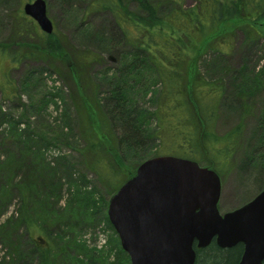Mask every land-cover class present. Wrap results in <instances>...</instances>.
Segmentation results:
<instances>
[{"label":"rangeland","instance_id":"1","mask_svg":"<svg viewBox=\"0 0 264 264\" xmlns=\"http://www.w3.org/2000/svg\"><path fill=\"white\" fill-rule=\"evenodd\" d=\"M22 1L0 0V49L7 52L4 55L0 50V77L7 74L16 87L14 99L5 100L0 92V264H39L38 258L32 254L33 245L41 250L50 248V254L54 255L52 264H88L75 260L83 254L82 243L94 252L89 256L91 263L123 264L121 259L128 255L118 250L121 249L120 242L106 215L115 188L86 165L82 150L86 141L73 106L72 85L61 69L66 66L60 59L49 57L39 49L44 34L32 19L22 13L25 3L32 0ZM44 1L56 37L73 58L78 60L82 57L83 66L91 65L90 76L100 78L92 92L103 96L106 92L102 79L107 74L117 73L115 63L130 61L133 47L124 41L112 14L96 7V2L102 0ZM92 2L93 7L90 6ZM193 6V0L183 1V8ZM129 8L132 10L134 5L129 4ZM263 13L252 22L248 21L259 35L253 43L244 39L237 26L224 32H234V35L230 41L231 48L226 51L231 53L226 59L230 73L222 78L227 85H224L225 94L214 118V132L221 137L242 121V134L233 156L226 162L222 163L218 157L212 161L209 155L198 158L202 161L198 162L201 167L212 168L221 178L218 204L221 214L250 202L264 187V170L256 162H247L252 158L260 161L259 152L263 147L260 148L258 142L260 134L264 135V129L259 128L264 116ZM211 54L215 53L206 52L207 58H203L199 65L203 69L210 65V75L218 79L223 61L209 56ZM242 62L247 63V68L240 82L252 87L251 92H256L252 102L247 100L245 103L246 109L235 99L234 86H229L233 85L232 80L236 76L233 77L232 73L242 66ZM27 77L32 78L30 84H24ZM141 87L147 91L146 94L142 93ZM158 88L154 74L143 70L138 83L133 84L130 98L137 106L153 113ZM56 93L60 98H49ZM8 117L18 124V130L27 131V145L35 154L24 157L22 163L36 171L34 176L31 171L17 172L11 185H6L5 180L18 150L12 139L6 136ZM147 144L152 156L149 158L175 155L167 154L165 143L159 140L148 141ZM145 153L141 152V156ZM129 154L125 163L131 170L125 169L124 174L118 175L121 179L132 178L139 166L134 168L137 155ZM34 181L38 186L40 206L39 212L31 207L32 213L21 204L16 186ZM57 183L58 194L50 196L51 187ZM23 221H28L27 226L22 224ZM127 260L129 262V258Z\"/></svg>","mask_w":264,"mask_h":264},{"label":"trees","instance_id":"2","mask_svg":"<svg viewBox=\"0 0 264 264\" xmlns=\"http://www.w3.org/2000/svg\"><path fill=\"white\" fill-rule=\"evenodd\" d=\"M24 1L30 0L22 2ZM183 1L96 2V7L112 14L124 41L133 47L130 61L115 63L118 66L117 73L107 74L102 79L106 93L101 97L92 92L95 82L98 83L100 78L97 79V75L90 76L91 65L83 66L82 57L78 60L73 58L54 31L50 35H44L41 40L39 49L42 53L60 59L66 66L61 69L72 85L73 106L83 132L82 137L86 141L82 147L86 165L101 180L114 186L113 194L127 179H121L118 175L124 174L125 169L131 170L125 163L127 155H137L134 168L151 156L148 141L164 142L167 154H175L177 157L202 162L198 158L209 155L212 156V161L218 157L224 163L233 156V150L241 137L242 121L221 137H217L214 132V118L225 94L224 85H227L222 78L230 73L226 59L231 53L226 51L231 48L230 41L234 35V32H224L237 26L244 39L253 43L259 35L248 21L252 22V19L264 12V0H193L194 6L186 9L183 8ZM93 4L92 2L90 6L93 7ZM129 4L134 5L132 10ZM21 18L26 20L22 15ZM0 50L1 54L7 53L6 50ZM206 52L215 53L209 56L223 61L221 77L218 79L210 75V65L204 69L199 65L203 58H207L208 55H204ZM246 68L247 63L242 62V66L232 73L233 77L236 75L232 80L233 85H229L234 86V97L243 109H246L247 100L252 102L256 94L255 91H250L252 87L240 82ZM143 70H150L159 84L153 113L137 106L130 98L133 84L138 83ZM31 79L27 77L24 84ZM254 80L258 83L257 79ZM254 89L257 88L254 86ZM140 90L143 93L144 87ZM0 92L5 100L15 98L16 87L7 74L0 77ZM53 97L60 98L57 93L49 98ZM51 103L56 104L54 101ZM63 116L66 117V112ZM5 118L4 115V120ZM7 119L9 131L6 136L12 139L18 150V156L13 157L5 180L6 185H11L17 172H33L22 160L35 152L27 145V131L18 130V124L13 118ZM261 119L263 121L260 120L259 128L263 130L264 116ZM45 127L54 130L51 126ZM258 142L260 148L263 146L259 152L260 161L252 158L250 161L247 159V162H256L264 170V135L260 134ZM141 152L146 153L141 156ZM35 173L36 171L32 175ZM16 189L21 204L32 213L33 209L39 212L40 195L37 183L22 182ZM58 189V183L53 184L50 196L57 195ZM75 192L78 194L77 190ZM24 223L27 226L28 221H23L22 224ZM193 248L195 264H238L243 251L241 245L222 249L214 241L207 248ZM33 249L32 254L38 258L39 264H52L54 255L50 254V248L41 250L33 245ZM118 250L124 254L120 248ZM82 251L83 254L78 255L75 260L93 264L89 256L94 252L86 249L84 243ZM127 258L123 257L121 262L129 264Z\"/></svg>","mask_w":264,"mask_h":264},{"label":"water","instance_id":"3","mask_svg":"<svg viewBox=\"0 0 264 264\" xmlns=\"http://www.w3.org/2000/svg\"><path fill=\"white\" fill-rule=\"evenodd\" d=\"M23 15L50 35L44 0L26 2ZM220 178L209 167L174 156L147 159L109 200L108 220L130 264H194L196 248L214 241L222 249L240 244L238 264H264V189L223 215Z\"/></svg>","mask_w":264,"mask_h":264}]
</instances>
